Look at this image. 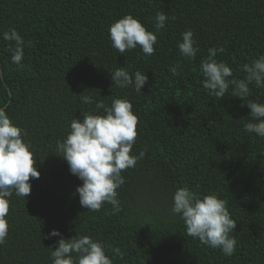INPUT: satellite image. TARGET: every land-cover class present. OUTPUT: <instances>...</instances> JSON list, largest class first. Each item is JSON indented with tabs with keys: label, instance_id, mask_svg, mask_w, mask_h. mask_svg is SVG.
I'll use <instances>...</instances> for the list:
<instances>
[{
	"label": "trees",
	"instance_id": "16d2710c",
	"mask_svg": "<svg viewBox=\"0 0 264 264\" xmlns=\"http://www.w3.org/2000/svg\"><path fill=\"white\" fill-rule=\"evenodd\" d=\"M161 11L169 19L156 32ZM129 14L156 32L153 55L139 46L121 55L111 46L110 26ZM11 29L25 40L19 66L2 39ZM189 29L199 47L195 60L178 49ZM219 45L225 52L216 59L243 79L241 66L264 55V0H0V107L26 131L40 172L29 181V196L10 198L0 264H52L49 248L61 238H48L54 229L64 239L101 241L113 264H264V138L244 131L250 109L243 100L215 98L203 88L201 61ZM177 63L174 76L169 68ZM118 67L148 76L142 92L113 84L109 72ZM250 89L249 99L264 103V88ZM82 94L106 106L127 98L139 117L133 152H147L122 171L117 214L107 203L96 212L81 206L82 181L57 150L72 119L95 108L81 102ZM181 187L227 201L236 222L234 255L187 235L170 212Z\"/></svg>",
	"mask_w": 264,
	"mask_h": 264
},
{
	"label": "clouds",
	"instance_id": "9594fccd",
	"mask_svg": "<svg viewBox=\"0 0 264 264\" xmlns=\"http://www.w3.org/2000/svg\"><path fill=\"white\" fill-rule=\"evenodd\" d=\"M168 19L165 12H157L154 17L156 32L166 27ZM156 32L148 31L138 18L129 14L110 26L109 38L111 46L121 55L139 46L144 54L151 56L158 43ZM2 39L10 44L8 51L11 62L19 66L25 54V40L15 29L5 31ZM178 49L184 58L196 59L199 47L192 30L182 33ZM224 52L222 45L208 49L207 58L200 64L203 88L215 98L222 99L226 94H231L243 100L241 107L250 109L249 122L244 125V131L264 138V103L249 99L250 85L264 88V55L243 64L239 70L245 74L244 78L237 79L227 62L216 59L218 54ZM180 68L181 64L177 63L169 71L175 76ZM109 73L113 84L121 89L132 88L142 92L148 83L145 73H130L125 67H118ZM79 97L83 104H95V108L83 112L82 120L72 119L70 132L63 142H57V150L67 161L70 173L82 181V186L76 189L81 206L96 212L107 203L112 206L111 214H117L121 211L117 190L125 184L122 171L136 168L147 152V148L138 154L133 152L139 117L127 98H115L110 106H106L102 99L94 101L93 97L85 94ZM26 136V131L13 122L4 107H0V245L5 243L8 236L6 217L10 198L13 194L26 198L32 191L30 179L40 178L32 145L26 142ZM170 212L184 222L188 236L210 248L220 249L226 257L234 255L237 241L232 233L236 222L230 215L227 201L216 193L200 197L187 187L177 188ZM53 237L61 238L56 241L55 250L49 248L52 264H113V258L106 254V245L93 237L78 234L64 239L55 229L48 238ZM112 251L122 255L118 248Z\"/></svg>",
	"mask_w": 264,
	"mask_h": 264
}]
</instances>
